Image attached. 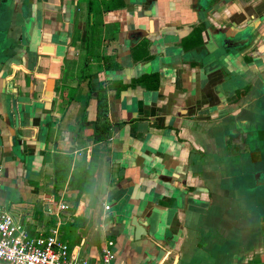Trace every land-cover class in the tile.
Listing matches in <instances>:
<instances>
[{
    "label": "crops",
    "instance_id": "crops-1",
    "mask_svg": "<svg viewBox=\"0 0 264 264\" xmlns=\"http://www.w3.org/2000/svg\"><path fill=\"white\" fill-rule=\"evenodd\" d=\"M42 1L39 50L57 53L27 75L0 51V201L15 220L32 237L58 228L90 264L109 240L116 264H264V217L243 225L214 185L220 150L204 151L206 123L262 77L264 0Z\"/></svg>",
    "mask_w": 264,
    "mask_h": 264
},
{
    "label": "water",
    "instance_id": "water-1",
    "mask_svg": "<svg viewBox=\"0 0 264 264\" xmlns=\"http://www.w3.org/2000/svg\"><path fill=\"white\" fill-rule=\"evenodd\" d=\"M10 6L12 8V5ZM34 10L35 3L32 1L20 5V14L29 12V15L25 16V20H28L30 23L27 29V36L29 38L26 44L16 43L13 45L11 47V50H13L11 53L14 55L7 57V60L10 62L20 61L21 64H26L20 71H24L23 73H27V75L29 72L26 69H29L30 66L38 64L39 68L43 67L41 62L43 56L41 55L57 53V46L50 43L42 45V54L39 51V47L44 41L42 40L44 36L40 34V40L39 38L37 41L35 40L36 32L34 31L36 24L31 20L34 18ZM3 35H6V33H3ZM23 36L25 37V33ZM9 47L10 42L6 39L2 49L5 51ZM55 59L59 61L58 57H55ZM38 83V78L34 77V84L37 85ZM252 84L253 86L250 91L238 103L228 106V110H231V115H220L218 118L208 121V125L206 123L208 137L211 140H209L210 142L204 149L209 156L212 155V149L220 150L214 156H211L216 166L214 170H211L212 178L217 183L214 185H217L219 189L223 190L219 193L223 197L224 202H226L225 198L227 197V206L230 205V210L237 213L236 216L239 220L242 221L245 219L242 223L244 226L247 225L249 229L251 227L254 229L257 217H264V151L256 144L264 136V127L262 125V123L264 124V71L262 72V77L256 82H252ZM13 95L15 98L13 100V109H15L20 102L17 100L16 94L14 93ZM230 125L234 128L232 131L229 128ZM259 126H261L260 131L262 133L254 136L255 130ZM249 127H253L254 129L251 134H247ZM242 128L247 130L242 133ZM252 138L254 139L252 140ZM246 139L249 141L252 140L253 142H251L250 146L243 148L245 147L244 141ZM257 148L260 149L257 150ZM234 151L235 154L238 151L241 158L236 159V162L233 160L235 156L233 154ZM230 157H233L232 162H228ZM132 223L135 225L138 233L147 235L144 230L146 227L141 223L138 224L136 218ZM242 223H239V225Z\"/></svg>",
    "mask_w": 264,
    "mask_h": 264
},
{
    "label": "built area",
    "instance_id": "built-area-1",
    "mask_svg": "<svg viewBox=\"0 0 264 264\" xmlns=\"http://www.w3.org/2000/svg\"><path fill=\"white\" fill-rule=\"evenodd\" d=\"M3 169L0 167V196ZM106 205V209H109ZM114 241L102 248L101 264H116ZM0 259L10 264H90L70 257L69 246L59 239V229L47 236H30L0 201Z\"/></svg>",
    "mask_w": 264,
    "mask_h": 264
},
{
    "label": "flooded vegetation",
    "instance_id": "flooded-vegetation-1",
    "mask_svg": "<svg viewBox=\"0 0 264 264\" xmlns=\"http://www.w3.org/2000/svg\"><path fill=\"white\" fill-rule=\"evenodd\" d=\"M29 1H32L35 3V10L33 12L34 18L31 19L34 22V24H36V29L34 31V32H36L35 33L36 34L35 40L37 41L38 38L40 40V34H44L43 29L40 26L39 20H37V17H38L37 12H38V9H40V5L43 3L42 0H28V1H25V0H0V31H3L0 34V44H2L0 47L1 55L11 57L14 55L13 53H11V51H13V50H11V47L13 45H15L16 43H22V44L27 43V40L29 38L27 36V29H28V26H30V23L28 22V20H25L26 19L25 16L29 15V12L20 14L19 10H20L21 4H27ZM10 5H12V8ZM14 24L17 25L18 30L13 28L12 25H14ZM3 33H6L7 36L3 35ZM24 33H25V37L23 36ZM37 36H39V37H37ZM5 38L9 40L10 47L4 51L2 48L4 47V44H5V40H6ZM234 103H231V104H234ZM242 130H244V128H242ZM253 131H254V129H253ZM248 132H250V130ZM258 149H260V148H257V150Z\"/></svg>",
    "mask_w": 264,
    "mask_h": 264
},
{
    "label": "trees",
    "instance_id": "trees-1",
    "mask_svg": "<svg viewBox=\"0 0 264 264\" xmlns=\"http://www.w3.org/2000/svg\"><path fill=\"white\" fill-rule=\"evenodd\" d=\"M101 92V91H100ZM108 115V105L106 96L102 93V95L99 98V104H98V118L95 121V140H106L111 136L110 131V125L107 120ZM69 168V167H68ZM68 168L66 167H60L56 164V172L59 177V174H62L64 171V176L68 174ZM73 176L71 177V180L73 179Z\"/></svg>",
    "mask_w": 264,
    "mask_h": 264
},
{
    "label": "rangeland",
    "instance_id": "rangeland-1",
    "mask_svg": "<svg viewBox=\"0 0 264 264\" xmlns=\"http://www.w3.org/2000/svg\"><path fill=\"white\" fill-rule=\"evenodd\" d=\"M262 125H263V127H264V124L262 123ZM250 126H252V125H250ZM259 129H257V128H255V129H257V130H255V133H254V136L255 135H257V134H259V133H262V131H260V129H261V126H259L258 127ZM249 130H250V132H248L247 134H251L252 132H253V127H249L248 128ZM247 129H245V130H243L242 132H245ZM258 132V133H257ZM251 136H253V135H251ZM262 138H264V136H262ZM259 139L257 142H256V144H257V146L258 147H260V148H262L263 149V151H264V139ZM230 139H232V137H230ZM254 138H252V140H253ZM252 140H245L244 141V145H245V147H243V148H246V147H248V146H250V144H251V142H253ZM248 141V142H247ZM239 150V149H238ZM237 154H235V151L233 152V154L235 155L234 156V158L233 157H230V159L228 160V162H232L233 160L236 162V159H241L240 158V153L237 151L236 152ZM232 158H233V160H232Z\"/></svg>",
    "mask_w": 264,
    "mask_h": 264
}]
</instances>
